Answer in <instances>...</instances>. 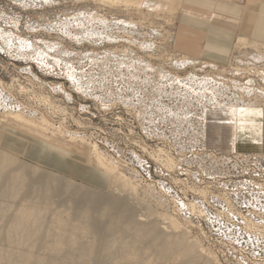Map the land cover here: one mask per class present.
<instances>
[{
	"label": "rangeland",
	"instance_id": "rangeland-1",
	"mask_svg": "<svg viewBox=\"0 0 264 264\" xmlns=\"http://www.w3.org/2000/svg\"><path fill=\"white\" fill-rule=\"evenodd\" d=\"M69 1L0 0V92L7 98L4 101H8L7 105L10 106L27 107V110L35 112L38 116H47L46 118L50 119L49 121L56 127L59 125L65 131L67 129L70 131L67 130L66 133L82 136V138L85 134L83 139L87 140L86 142L97 144L100 150L113 157L123 169H128V173L131 172L134 178H138V182L152 184L157 194L164 193L169 202L168 211L175 212L174 215H179V219L186 223V226L189 225L188 231L172 232L173 236L179 235L183 240L185 238L186 245L195 240L201 241L206 250L217 257L220 264H264V155L258 150L240 148L233 153H228L205 148L202 144V136L195 134L200 127L198 125L200 121L197 118L200 114L198 97L194 95L186 102L183 101L179 91L185 90V86L187 88L188 85H180L182 82L179 84L173 80L177 75L182 79L196 71V74L201 77L207 72L220 75L218 77L224 75L222 78L224 80L220 78V82L224 83H228L227 80L243 81V79L240 80L241 77L238 78L239 76L235 75L237 73L235 70L239 67L243 69L247 65H234L229 62L235 51L234 46L227 60L218 62L221 63L219 67L227 69L225 73L219 69L214 71L202 63L193 65L194 68L191 67L192 65L180 67L178 65L182 63V53L179 54V51L173 48V38L180 28H184L180 18L185 11L173 9L156 12L150 9L148 11L146 7L138 11L128 9L122 4L117 7L106 6L96 0ZM238 1L247 2L252 7L256 5L254 0ZM176 5L175 0L173 8ZM132 21L136 22V26L132 24ZM169 34L174 35L173 38ZM202 39H199V43ZM27 43L33 45L28 44L30 47H27ZM62 50L63 53L60 55ZM74 51L84 54L78 53L80 54L78 56ZM70 52L74 53L70 54ZM133 58L139 60L138 64ZM54 60L57 63L59 61V64L57 65ZM159 65L163 66V69ZM203 66L205 70H202ZM178 70L184 71L178 72ZM29 71L30 73H27ZM170 72L173 75L170 76ZM165 74H167L166 77ZM45 103H50L52 106L50 104L47 106ZM183 105L190 110L186 111L187 116L188 112L192 113L189 116L191 122L189 120V125L181 128L186 130L185 134L176 135L174 133L178 128L173 127L170 120L164 117L167 114L172 117L171 115L178 113V116L183 119L181 111ZM154 106L155 108H152ZM0 111H4L2 106ZM137 114H140L139 117ZM22 136L32 140L31 147L34 150L29 155V159L38 163L24 159L28 164L21 166L28 170H34L32 165L41 167L44 171L35 170L34 172L35 177L38 174L41 176L44 184L54 187L64 186L77 191L80 197L92 194L109 196L113 193L116 179H111L93 167L84 166L85 148L77 147L81 154L78 155L31 136L24 134ZM9 141L14 148L18 145L23 149L26 147L25 143L15 139L11 138ZM63 146H65L64 143ZM17 150L21 152V149ZM171 159L175 165L172 164L173 167L168 169L166 162ZM67 171L75 172L78 178L76 182L86 183L84 185L87 187L72 182L70 179L73 178L66 175ZM81 173L83 175L86 173L85 177ZM5 200V198L0 199V203H7ZM147 200L153 204L152 211H159L158 204L151 198ZM18 205L20 206L21 203L18 202ZM193 205L196 208L192 211ZM11 206L15 208L14 204ZM41 209H44V206H41ZM135 211L138 220H146V223L141 222L142 224H148L155 218L154 215L149 217L145 205L135 206ZM126 238L130 240L133 237L128 235ZM80 246L82 245L73 247L78 249ZM0 248L9 250L11 247L3 244ZM183 256H185L184 252L176 254L175 257L164 260L162 264H178L179 258ZM98 259L99 257H94L91 264H101V259ZM201 259V263L206 262L205 257ZM112 261L118 264L115 259ZM108 263L113 264L110 261Z\"/></svg>",
	"mask_w": 264,
	"mask_h": 264
},
{
	"label": "bare ground",
	"instance_id": "bare-ground-1",
	"mask_svg": "<svg viewBox=\"0 0 264 264\" xmlns=\"http://www.w3.org/2000/svg\"><path fill=\"white\" fill-rule=\"evenodd\" d=\"M96 1L102 2V3H104V5L106 4V6L110 5L111 7L112 6L117 7L119 4H122L128 9L132 8V9H135L138 11H140L139 9L142 10V7H146V9L148 8L147 9L148 11L153 10L156 12H165L167 10H173V9H175V10L177 9V11H179L183 0H176L177 5L174 8L172 5H173L175 0H172V3H171V0H96ZM113 14H115V13H113ZM123 21H121V22H123ZM126 21H127V19H126ZM132 24L136 26V22L134 23L132 21ZM170 36H172V35H170ZM173 36H172V38H173ZM101 43H102V41H101ZM28 44L29 43H27V45ZM53 44H54V42H53ZM29 45L27 47H30L33 44H31L30 46ZM145 48H146V46H145ZM29 49H31V48H29ZM128 49L126 51H128ZM32 50H33V48H32ZM93 50H95V49H93ZM150 50L148 52H150ZM47 51H49V50H47ZM52 51H54V50H52ZM68 51H70V50H68ZM109 52H111V51L109 50ZM62 53H63V50L60 51V55ZM71 53L72 52H70V54ZM75 53L78 54L80 52L77 51ZM94 53H96V51ZM94 53H92V54H94ZM127 53H129V52H127ZM130 53H132V52H130ZM167 53H169V52H167ZM172 53H175V52H172ZM80 54H82V53H80ZM80 54H78V56ZM92 54H90V55H92ZM134 54H135V52H134ZM154 54H155V52H154ZM60 55H59V57H60ZM94 55L96 56V54H94ZM87 57H85V58H87ZM102 57H105V56H102ZM125 57L126 56H124V58ZM129 57L132 58V56H129ZM56 59H59V58H56ZM116 60H117V58H116ZM116 60H114V61H116ZM134 60L138 64L139 60L137 58H135ZM142 60H143V58H142ZM62 61H63V59H62ZM165 61L166 60H164V62ZM40 62H42V61H40ZM176 62H179V61H176ZM181 62L182 63L180 65H178L180 67H183L185 65H192L191 67L194 68L193 65H197L199 63H202V65H204L205 67H210L214 71L219 69V70H222V72H224L225 70H227L225 67H218L216 65L207 64V63L201 62L199 60L191 59V58L183 57V56H182ZM230 62L234 65L235 64L247 65V67H244L243 69L239 67L238 68L239 70L238 69L235 70L237 72L235 75L239 76L238 78L241 77L240 80L243 79V81L227 80L228 83L227 82L224 83L223 81L220 82V78L221 79L224 78L223 74L225 72L222 74L223 75L222 77H218L220 75H213L210 72L205 73V75L204 76L202 75V77H201V75L196 74V71L195 72L193 71L194 74L189 73L186 78L184 76L185 79L183 77L181 79V77L177 75L173 78V80L179 82V84H180V82L184 83V84L181 83L180 85H188L187 88L185 86V90L179 89L180 90L179 96L183 98V101L185 100V102H186L188 98L190 99V97H194V95H197L196 97H198V102H199L200 106L198 104H196V105H198L200 107V114H199L200 117L199 116L197 117L200 121V123H198V125L200 127H199V129H197L198 132H196L195 134L202 136V144L205 148H207L208 150L212 149L214 151L228 152V153L229 152L233 153L237 150H240V148L245 149V150H255V151L258 150V151H261L262 154L264 155V45H260V44H257V43L251 42V41L241 40V41H239L237 48H236ZM42 63H44V62H42ZM118 63H120V62H118ZM58 64H59V61H58L57 65ZM116 64H117V62H116ZM123 64L124 63L122 61L121 65H123ZM166 64H168V62ZM149 66H151V65H149ZM204 66H203L202 70L205 68ZM161 67L163 69V66H160V68ZM170 67L171 66H169V69H170ZM176 67H177V65H176ZM169 69H167V70H169ZM234 69H231V70H234ZM72 70H73V67H72ZM68 71H69V69H68ZM179 71L182 72L184 70H178V72ZM31 72H32V70H31ZM163 72H164V70H163ZM27 73H30V71ZM174 73H176V72H174ZM203 73H204V71H203ZM216 73H217V71H216ZM146 74H147V72H146ZM167 74H165V77ZM230 74H229V76H230ZM171 75H173V74L171 73L170 76ZM73 76H72V78H73ZM36 77H38V76H36ZM36 77H34V78H36ZM86 77L87 76H85V78ZM156 78H154V79H156ZM148 79H146V80H148ZM185 80H186V82H185ZM222 80H224V79H222ZM13 81H11V82H13ZM158 82H160V81H158ZM1 86H2V84H1ZM5 88H6V86H5ZM86 88H87V86H86ZM160 88H161V86H160ZM83 89H85V88H83ZM130 89H131V87H130ZM132 89H133V87H132ZM134 90H135V88H134ZM149 90H151V89H149ZM64 91H65V89H64ZM175 91H177V90L175 89ZM138 92H140V91H138ZM153 92H154V90H153ZM159 92H161V91H159ZM159 92H157V93H159ZM66 95H67V93H66ZM93 95H94V93H93ZM117 96H118V94H117ZM158 97H160V96H158ZM158 97H156V98H158ZM5 98H6L5 95H3L0 92V108L2 106L3 110H4V111H0V199L5 198L6 199L5 201H7V203H0V246H3V244H7L11 248L9 250H5L3 248H0V264H91V261L94 257H99V259H101V264H107L109 261H110V263L111 262L113 263V261H112L113 259H115L118 264H162L164 262V260H166V259L169 260L170 258L175 257L176 254H180L182 252L185 253V256L179 258L178 264H220L217 257L215 255H213L212 253L208 252V250H206V248L202 245L201 241L195 240L191 244L186 245L185 241H184L185 238L183 240L181 238V236H179V235H174V236L172 235V232L179 233L182 231H188L189 228H187V227L189 225L187 224L188 226H186V223L184 224L181 221V219H179V217H178L179 215H177V216L174 215L175 212L171 213L170 211H168L167 205L169 202H167V198H166L164 193L157 194L155 192L152 184L149 185V184H143V183L138 182V178H136V177L134 178L133 175L131 174V172H130V174L128 173V171H127L128 169L127 170L123 169L121 167V165L116 160L113 159V157L111 158L106 152L100 150L101 148L99 149L97 144L94 145V143L86 142L87 140L85 141L83 139L85 134L82 138V136L79 137L77 135H71L70 133H66V131L68 129L65 131L63 128L59 127V125H58V127H56L54 124H52L49 121L50 119L46 118L47 116H45V117L40 116V115L38 116L35 112H33L31 110H27L26 109L27 107L26 108L25 107L24 108L19 107L20 105L19 106L17 105L18 107L7 105L8 101H4L7 99V98L6 99ZM15 99L17 100V97ZM128 99H129V97H128ZM47 100H48V98H47ZM47 100H45V101L47 102ZM117 100H119V99H117ZM194 100H195V98H194ZM2 101H4L3 104H2ZM129 101H131V100H129ZM137 103L138 102H136V104ZM49 104L50 103H47V104L45 103V105H47V106ZM51 104H52V102H51ZM190 106H192V105L190 104ZM195 107H197V106H195ZM149 108H150V105H149ZM152 108H155V106ZM143 109H144V106H143ZM82 110H84V109H82ZM180 110H181V108H180ZM181 111L183 112V119L180 118V116H178L179 115L178 113L171 115L172 117H169V116H167L168 114L165 115L163 112V114L165 115L164 118L169 119L171 122V125L173 127H175L176 129L178 128L176 130V133H174L176 135L185 134L186 130L181 129V128H184V126H188L189 123L191 122L189 116L192 113L189 114V112H188V116H187V112H186V111H190V110L187 109L185 107V105H183V109ZM137 112H138V110H137ZM179 113H181V112H179ZM144 114H145V112H144ZM139 115L137 114L138 117H139ZM148 116H149V114H148ZM160 118H162V117H160ZM156 119H158V118H156ZM181 119L183 122L180 121ZM148 120H150V118ZM162 120H163V118H162ZM189 120H190V122H189ZM11 123H14V124H17V125H20L22 127L29 128V129H33V130L38 131V132H41V133L47 135L48 137L55 139L57 142L61 143L62 145L64 143L65 146L74 147L76 150H77V147L85 148L86 149V155H85L84 164L87 165V168L93 167L97 171L102 172V174L104 173L105 175H108L109 177L116 179V182H115L116 184L114 186V190L112 191L114 194L112 193L113 195L111 194L109 196H101V195H97V194H92V195L80 197L77 191L71 190V189L66 188L64 186L54 187L52 185L44 184L41 181V176L38 174L35 177L36 173L34 172L35 170L44 171L43 169H41V167L32 165L34 170H28L26 168H23V166H21V165L28 164V163H26L23 158H20V157L16 156L15 154H11L9 151H6L3 148V139H4V136L6 134V130L8 128V125ZM60 125H61V123H60ZM155 127H156V125H155ZM157 130H159V129H157ZM196 142H197V140H196ZM65 143H67V145ZM177 144H179V143H177ZM198 145H199V143H198ZM77 154L81 155L78 152V150H77ZM166 154H167V152H166ZM173 163L174 162L172 161V159L166 162L168 169H169V167L172 166ZM164 165H165V162H164ZM174 165L175 164H173V166ZM58 176H60V175H58ZM139 181H140V179H139ZM72 182L77 183L75 181H72ZM77 184H79V183H77ZM79 185H81L82 187H87L84 184H79ZM156 194L158 196H156ZM150 198L156 204H158V206L161 209V212H160V209H159V211H155V210L152 211L153 208L151 209V207L153 206V204L151 202H148V200H147ZM175 201H177V200H175ZM18 202L21 203L20 206L18 205ZM16 203H17V205H16ZM12 204H14L15 208L13 206H11ZM156 204H155V206H156ZM171 204H169V205H171ZM177 204L174 203V205H177ZM137 205H139V206L145 205L147 207V210H148L147 214L150 215L149 217H152L154 215L155 218L152 221H149L148 224H142L141 222L146 223L145 222L146 220H143V219L138 220V218L136 216V211H135V206H137ZM41 206H44V209H41ZM195 208L196 207H194V205H193L192 211ZM228 211H230V209ZM258 211H259V209H258ZM176 214H178V213H176ZM193 214H195V213H193ZM216 216H218V215H216ZM2 225H3V227H2ZM246 228H248V227H246ZM251 228H253V227H251ZM255 231H256V229H255ZM256 233H257V231H256ZM128 235L132 236L133 238L130 240H127L126 237ZM84 239L86 241H84ZM74 245H82V246H80L78 249H75L73 247ZM145 255H146V257H144ZM131 256H132V258H131ZM147 256H149V257L147 258ZM152 257H154V258L151 259ZM204 257L206 258V262L201 263V261H202L201 258H204Z\"/></svg>",
	"mask_w": 264,
	"mask_h": 264
},
{
	"label": "crops",
	"instance_id": "crops-1",
	"mask_svg": "<svg viewBox=\"0 0 264 264\" xmlns=\"http://www.w3.org/2000/svg\"><path fill=\"white\" fill-rule=\"evenodd\" d=\"M254 3L256 5L252 7L247 2L238 0H183L179 11H185L180 18L184 28H180L175 34L173 48L175 47L179 54L181 52L183 57L219 67L221 63L218 62H225L232 47L236 50L241 40L264 45V0H254ZM200 38L204 41L202 39L199 43ZM22 134L77 154L74 147L63 146L41 132L14 123L8 125L3 148L20 158L38 163L29 159L34 150L31 147L33 142ZM11 138L25 143L26 147H12L9 141ZM17 149H21V152ZM84 166L87 168V165ZM66 175L73 178L71 181L78 182L75 172L67 171ZM85 175L86 173L83 176Z\"/></svg>",
	"mask_w": 264,
	"mask_h": 264
},
{
	"label": "snow or ice",
	"instance_id": "snow-or-ice-1",
	"mask_svg": "<svg viewBox=\"0 0 264 264\" xmlns=\"http://www.w3.org/2000/svg\"><path fill=\"white\" fill-rule=\"evenodd\" d=\"M45 2H48V0H45Z\"/></svg>",
	"mask_w": 264,
	"mask_h": 264
}]
</instances>
